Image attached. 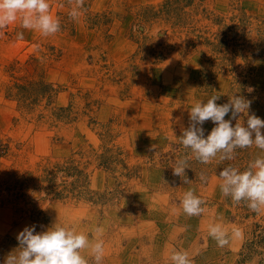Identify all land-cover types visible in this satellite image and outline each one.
<instances>
[{
    "label": "rangeland",
    "instance_id": "1",
    "mask_svg": "<svg viewBox=\"0 0 264 264\" xmlns=\"http://www.w3.org/2000/svg\"><path fill=\"white\" fill-rule=\"evenodd\" d=\"M48 2L55 35L19 15L0 29V264L18 255L24 227L56 222L102 240V264H172L174 251L192 264H264V208L223 196L218 178L264 150L193 157L190 184L173 175L197 101L242 95L264 120V0H84L78 19L75 0ZM189 190L205 201L199 216L183 211ZM216 223L224 247L209 236Z\"/></svg>",
    "mask_w": 264,
    "mask_h": 264
},
{
    "label": "clouds",
    "instance_id": "2",
    "mask_svg": "<svg viewBox=\"0 0 264 264\" xmlns=\"http://www.w3.org/2000/svg\"><path fill=\"white\" fill-rule=\"evenodd\" d=\"M84 0H75V7L70 12L72 19L82 15ZM20 16L22 27L39 31L43 36L55 35L61 30L60 20L50 13L48 0H0V29L14 23ZM23 33H17V39L23 40ZM249 92L253 89L249 88ZM218 95H211L207 102L197 101L189 112V123L178 139L180 144L190 151L176 161L173 175L182 178L185 184L192 183L185 173L188 161L193 157L202 164H209L219 154V159L232 160L237 149L250 148L255 145L264 150V120L254 112L249 114L252 100L242 95L233 94L227 103L217 104ZM230 114L229 119H225ZM246 116L245 122L238 123L237 118ZM236 120L235 126L232 121ZM211 121L215 126L205 137V122ZM174 138V133L172 132ZM254 136V139H253ZM177 139V138H176ZM221 192L231 197L236 204L247 203L253 211L259 213L264 208V156L250 162L247 169L241 172L231 165L219 172ZM201 182L207 177L201 173ZM202 199L189 190L184 194L182 207L188 216H199L205 208ZM43 227V226H41ZM37 225L26 226L16 237L19 243L18 255L9 254L5 264H89L82 255V250L90 249L95 264H102L104 247L102 240L94 243L83 231L54 223L51 227L36 231ZM102 231L97 229V232ZM235 237L242 235L239 229L232 233ZM209 236L219 247L229 244V233L225 227L216 223L209 226ZM172 264H192L187 252L174 251L171 255Z\"/></svg>",
    "mask_w": 264,
    "mask_h": 264
}]
</instances>
